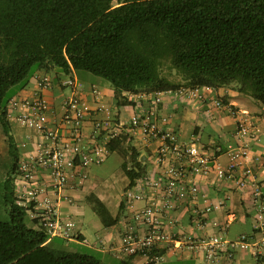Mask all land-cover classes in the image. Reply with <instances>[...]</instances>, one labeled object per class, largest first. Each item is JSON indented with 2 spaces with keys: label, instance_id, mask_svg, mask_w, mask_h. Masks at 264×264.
<instances>
[{
  "label": "trees",
  "instance_id": "16d2710c",
  "mask_svg": "<svg viewBox=\"0 0 264 264\" xmlns=\"http://www.w3.org/2000/svg\"><path fill=\"white\" fill-rule=\"evenodd\" d=\"M167 60L179 80L163 74ZM57 68L108 79L120 106L130 103L126 92L235 85L264 107V0H0V128L11 158L1 183L9 219H0V264H106L67 249L68 240L51 238L38 221L29 225L31 207L17 193L22 152L12 102L37 69ZM109 151L123 157L134 187L146 174L141 152L128 137ZM87 201L106 227L119 222L96 193ZM165 253L153 248L144 264H159ZM136 255L119 264H134Z\"/></svg>",
  "mask_w": 264,
  "mask_h": 264
},
{
  "label": "built area",
  "instance_id": "2783aa9c",
  "mask_svg": "<svg viewBox=\"0 0 264 264\" xmlns=\"http://www.w3.org/2000/svg\"><path fill=\"white\" fill-rule=\"evenodd\" d=\"M62 84L72 88L73 94L63 101L60 119L51 120L49 103L42 95L43 90L53 85L48 76L38 80L34 100L15 99L12 102L13 108L23 109L18 116L19 121L38 135L34 153L20 163L19 170L26 187L20 204L31 207V214L41 220L51 238L76 239L77 223L64 219L58 206L50 199L40 200L45 188L39 185L37 174L42 172L44 177L50 178L51 186L58 191L67 185L71 173L76 174L79 185H82L89 177V169L108 159L109 145L125 137L136 149L152 148L151 157L156 166L155 171L140 178L124 195L128 205L134 209L135 219L148 228L142 237L130 234L125 237L122 249L127 254H143L148 258L153 248L169 241L166 226L171 211L180 202L195 199L201 191V182L213 174L219 179H236L241 188L252 185L255 195L261 197L264 181H258L252 156L253 144L259 139V133L248 111L227 107L222 99H214L216 107L228 108L237 120L236 141L228 146L227 165L220 160L221 146L210 147L199 138L185 142L175 130L165 127L160 110L167 96L206 104L211 98L205 90L214 88L126 92L125 96L133 98L134 105L133 112L125 117L118 109L113 110L103 103L94 110L81 97L86 88L74 77L65 79ZM92 93L101 96L97 88H93ZM99 112H106V116L99 117ZM90 121L92 130L88 133L86 123ZM141 201L146 204L136 208L135 203ZM32 203L36 204V211H32ZM183 243L192 251L206 252L211 262L218 259L221 251L252 248L257 264H264V234L258 241H251L247 234L235 240H228L223 235H185L184 239L178 240V244Z\"/></svg>",
  "mask_w": 264,
  "mask_h": 264
},
{
  "label": "crops",
  "instance_id": "0c3cea01",
  "mask_svg": "<svg viewBox=\"0 0 264 264\" xmlns=\"http://www.w3.org/2000/svg\"><path fill=\"white\" fill-rule=\"evenodd\" d=\"M79 73L81 74L83 71H73L71 74H65L58 68L49 73L42 69H37L27 87L18 91L14 98L16 100H34L38 91V80L48 76L52 79L53 85L43 90L42 95L49 103L51 120L60 119L63 114V101L73 94L72 88L63 85L62 82L69 77H74L86 88L81 97L94 110H98L103 103L113 110L118 109L120 114L125 117H128L133 112V98L129 97V104L120 106L116 103L113 87H108L100 81H96L95 84L87 80L82 81L79 78ZM67 88L70 90L69 93H66ZM93 88L99 89L101 96L94 95L92 93ZM205 92L211 98L206 104L185 102L172 96H167L160 110L162 118L165 119V127L175 130L179 134L180 139L185 142L193 138H199L210 147L221 146L223 152L220 160L227 165L229 163L228 146L236 141L237 120L230 114L228 108L216 107L214 99L220 98L223 100L225 97L226 101L223 100V102L227 107L248 111L255 120L259 139L254 142L252 148L253 165L258 181H264V107L254 100L252 96L241 94L235 85L205 90ZM22 111V108L15 107L10 117L14 134L20 143L21 161L34 153V147L38 141L37 133L25 127L19 121L18 116ZM98 116L105 117L106 112H99ZM86 130L88 133L92 130L91 121L86 123ZM1 136V150L8 153V143L3 130L1 131ZM138 150L142 154L141 161L145 163L146 174L155 171L156 166L153 164L151 157L152 148L142 147ZM115 153L121 157L120 166L122 169L124 159L118 152L112 154ZM144 157L145 160H143ZM104 163L92 166L89 169V177L82 185H79L76 174L71 173L67 185L60 191L54 190L51 186L50 178L44 177L43 173L39 172L37 174L39 185L41 188H45L43 193H41L40 200L50 199L58 206L59 212L64 219L73 220L77 223L78 236L76 239L68 240V243H79L98 253H110L119 259H125L131 255L125 253L122 249L125 237L129 234L142 237L147 234L148 228L144 223L135 219L134 209L128 205V202L125 201V208L121 209L122 200L130 184V180L123 170L127 180L123 193L120 195H115L114 193H108L107 195L104 192H102V195L100 193L104 188H108L105 187L107 184L103 179L102 166ZM134 164L135 162H131V165ZM25 189L26 187L20 173L17 178V193L20 199L24 197ZM93 192L100 196L108 205L114 217L119 215V222L116 225L106 227L97 215L98 220L93 224L96 240L94 243H90L83 231L82 221L79 217L84 214V205H90L87 197ZM105 196L109 202L105 199ZM145 204V201L137 202L135 207L141 208ZM38 207L39 209L41 208L40 206ZM32 211H36L35 203H32ZM29 214L32 222L38 221L41 223L39 218L33 217L31 212ZM169 217L166 232L170 240L160 244L158 247L159 251L166 250L160 262L175 260L178 262L186 261L191 264H257L252 248L221 251L218 259L211 262L208 260L206 252L192 251L184 243L182 245L178 244V240L184 239L185 235L198 237L223 235L228 240H235L243 234H247L251 241L260 240L264 234V189L261 197L256 196L252 185L241 188L236 179H219L213 174L211 178L201 182V191L195 199L177 204ZM202 217L203 221H201ZM147 260V256L137 254L133 259V263L144 264Z\"/></svg>",
  "mask_w": 264,
  "mask_h": 264
},
{
  "label": "rangeland",
  "instance_id": "374dc122",
  "mask_svg": "<svg viewBox=\"0 0 264 264\" xmlns=\"http://www.w3.org/2000/svg\"><path fill=\"white\" fill-rule=\"evenodd\" d=\"M163 74L166 75L167 77H169L172 80H179L180 76L176 73V70H172L170 68V62L167 60L164 63L163 66ZM86 75V76H85ZM79 78L83 81V80H87L88 82L91 83H96V81H100L103 84L107 85L108 87H113L112 83L102 77V76H98L95 75L91 72L88 71H83V73H79ZM70 90H66V93H69ZM1 128H0V141H1ZM2 147L0 146V219L3 220H8L9 216H8V209L6 208L4 201H3V197H2V188H1V183L3 181V178L6 177L10 165H11V158L9 156V154L6 151L1 150ZM121 163V157L115 153L112 154V156L109 157V159L104 163V165L102 166V171L104 173V181L106 182L108 187V191L106 193V188H104L100 193L103 195L102 192H104L105 194L108 195V193H114L115 195H120L123 193L126 184H127V180L125 179V176L123 174V171L121 169L120 166ZM114 197V196H113ZM105 199L108 198L105 196ZM109 202V201H108ZM80 220L82 221V227H83V231L85 232L87 239L90 243H94V241L96 240V235H95V231H94V225L95 222L98 220V216L95 213V211L92 209V207L88 204L84 205V214L83 216L79 217ZM28 223L29 225H33V222L28 219ZM58 243H61L60 240L57 241ZM66 246L67 249L72 250V251H77V252H82V253H90L93 255H96L97 257L101 258L106 264H119L120 260L119 258H117L116 256L109 254H102V253H98L96 251H93L92 249L79 244V243H75V242H66L64 244ZM159 264H191L189 262L183 261V262H178L175 260H169V261H161L159 262Z\"/></svg>",
  "mask_w": 264,
  "mask_h": 264
},
{
  "label": "water",
  "instance_id": "95a60500",
  "mask_svg": "<svg viewBox=\"0 0 264 264\" xmlns=\"http://www.w3.org/2000/svg\"><path fill=\"white\" fill-rule=\"evenodd\" d=\"M143 160H145V157L143 158Z\"/></svg>",
  "mask_w": 264,
  "mask_h": 264
}]
</instances>
